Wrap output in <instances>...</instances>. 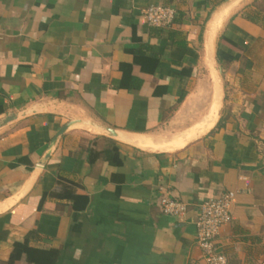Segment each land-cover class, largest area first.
I'll use <instances>...</instances> for the list:
<instances>
[{
  "label": "crops",
  "instance_id": "crops-1",
  "mask_svg": "<svg viewBox=\"0 0 264 264\" xmlns=\"http://www.w3.org/2000/svg\"><path fill=\"white\" fill-rule=\"evenodd\" d=\"M227 191L218 250L264 264V0H0V264H206Z\"/></svg>",
  "mask_w": 264,
  "mask_h": 264
},
{
  "label": "built area",
  "instance_id": "built-area-1",
  "mask_svg": "<svg viewBox=\"0 0 264 264\" xmlns=\"http://www.w3.org/2000/svg\"><path fill=\"white\" fill-rule=\"evenodd\" d=\"M176 10L170 6L148 5L141 10L142 18L152 26H169L173 23ZM235 193L227 191L209 198L200 204L194 220L196 227V242L203 250L206 264H227L225 254L216 246V238L221 228L232 219L231 205ZM159 203L162 212L171 217L181 218L187 212V206L182 201L163 194Z\"/></svg>",
  "mask_w": 264,
  "mask_h": 264
},
{
  "label": "rangeland",
  "instance_id": "rangeland-1",
  "mask_svg": "<svg viewBox=\"0 0 264 264\" xmlns=\"http://www.w3.org/2000/svg\"><path fill=\"white\" fill-rule=\"evenodd\" d=\"M218 7V6H217ZM171 125V124H170ZM177 127H173L171 128V126H169L167 124V127L162 128L161 130H158L155 134L158 136H163L166 135L168 136H172L175 132L179 131L178 129H176Z\"/></svg>",
  "mask_w": 264,
  "mask_h": 264
},
{
  "label": "bare ground",
  "instance_id": "bare-ground-1",
  "mask_svg": "<svg viewBox=\"0 0 264 264\" xmlns=\"http://www.w3.org/2000/svg\"><path fill=\"white\" fill-rule=\"evenodd\" d=\"M218 92H220V91H214V94H215V96L214 97H218ZM219 98V97H218ZM216 101V100H215ZM215 106V105H214ZM218 107V106H217ZM214 113H212V115L211 116H209V118H208V123H207V126L208 125H210V124H212V122L214 121V119L216 118V114H215V111H213ZM217 119V118H216ZM206 128V127H205Z\"/></svg>",
  "mask_w": 264,
  "mask_h": 264
},
{
  "label": "water",
  "instance_id": "water-1",
  "mask_svg": "<svg viewBox=\"0 0 264 264\" xmlns=\"http://www.w3.org/2000/svg\"><path fill=\"white\" fill-rule=\"evenodd\" d=\"M218 72H221V69H220V68L218 69ZM68 126H69V125L64 126V127L61 129V131L59 132V134L63 133V132L67 129ZM108 133L111 134V135H113V136H117V133H116L115 131H109Z\"/></svg>",
  "mask_w": 264,
  "mask_h": 264
},
{
  "label": "trees",
  "instance_id": "trees-1",
  "mask_svg": "<svg viewBox=\"0 0 264 264\" xmlns=\"http://www.w3.org/2000/svg\"><path fill=\"white\" fill-rule=\"evenodd\" d=\"M218 59H219V56H218Z\"/></svg>",
  "mask_w": 264,
  "mask_h": 264
}]
</instances>
